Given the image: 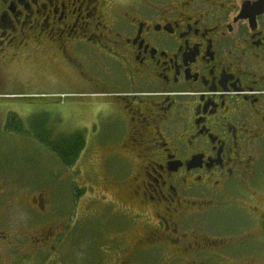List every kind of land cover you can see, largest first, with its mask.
<instances>
[{
    "label": "flooded vegetation",
    "instance_id": "obj_1",
    "mask_svg": "<svg viewBox=\"0 0 264 264\" xmlns=\"http://www.w3.org/2000/svg\"><path fill=\"white\" fill-rule=\"evenodd\" d=\"M25 88L75 118L62 132L97 189L75 190V242L66 222L20 227L2 260L82 264L84 244L97 264L264 256V0H0V98Z\"/></svg>",
    "mask_w": 264,
    "mask_h": 264
},
{
    "label": "rangeland",
    "instance_id": "obj_2",
    "mask_svg": "<svg viewBox=\"0 0 264 264\" xmlns=\"http://www.w3.org/2000/svg\"><path fill=\"white\" fill-rule=\"evenodd\" d=\"M17 90L19 95L0 98V236L14 239L20 227L38 231L40 227L52 222H66V237L73 243L76 239L75 223L82 214L76 202L75 190L82 192L83 204H88V198L96 194H93L97 186L89 170L90 166L75 161L72 167L64 168L56 156L35 139L34 133H51L53 136L61 134L64 129L61 125L66 123L71 126L75 118L69 115L61 120L57 117L59 115L34 109L37 102L43 100L35 96H53L51 94L35 93L29 88ZM59 96L62 98V95ZM11 115L16 118L20 132L6 128ZM115 167L119 168L118 172H125L126 167ZM40 208L48 214H41ZM85 210L89 211L87 208ZM232 212L236 211L230 210L228 220H235ZM101 229H104V225L97 217L90 215L83 222V231L87 237H97ZM84 249L81 263L97 264L96 246L84 244L82 249L79 248L81 256ZM67 252L73 257L66 259L74 264L77 259L74 251L69 249ZM48 255L51 254L47 249L36 251L34 264H47L45 260ZM5 256L7 264L10 263L11 256L7 252ZM6 257L2 260L0 255V264H5ZM254 264H264V256Z\"/></svg>",
    "mask_w": 264,
    "mask_h": 264
},
{
    "label": "trees",
    "instance_id": "obj_3",
    "mask_svg": "<svg viewBox=\"0 0 264 264\" xmlns=\"http://www.w3.org/2000/svg\"><path fill=\"white\" fill-rule=\"evenodd\" d=\"M6 128L17 132H20L21 129L13 115L7 121ZM80 136L76 133H61L54 136L51 133H34L35 139L52 152L64 168L74 165L79 152L77 143Z\"/></svg>",
    "mask_w": 264,
    "mask_h": 264
}]
</instances>
